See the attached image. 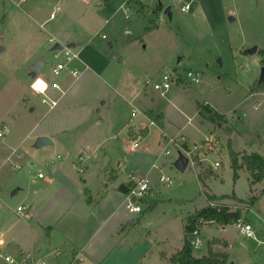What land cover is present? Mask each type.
I'll return each mask as SVG.
<instances>
[{
    "label": "rangeland",
    "instance_id": "rangeland-1",
    "mask_svg": "<svg viewBox=\"0 0 264 264\" xmlns=\"http://www.w3.org/2000/svg\"><path fill=\"white\" fill-rule=\"evenodd\" d=\"M162 2L171 7V18L163 11L156 15L159 0H15V4L0 0V132H5L0 138V228L4 224L13 232L24 228L15 212L30 205L40 189L35 176L79 156L91 173L105 163L121 180H130L133 173L151 182L140 200L144 226L133 229L129 237L133 255L145 246L132 240L148 231L157 240L154 250L159 258L165 260L181 248L184 224L174 218L184 219L208 203L196 157L207 169L221 164L212 169L215 175L206 181L207 192L219 197L235 194L244 200L251 195L246 171L238 182L233 180L229 146L264 153V89L251 95L264 68L260 53L264 0ZM189 3L191 11L183 12L182 6ZM57 44L80 51V62L72 67L83 71L88 66V71L77 80L64 75L60 83L66 94L50 109L32 89L31 73L40 60L43 66L37 76L54 80ZM254 46L259 51L247 54ZM189 71L201 74L199 84L190 81ZM177 73L180 80L168 92L154 89L165 74ZM199 104L226 115L228 123L212 124L200 114ZM150 111L162 115L160 120L151 119ZM135 126H148L151 135L131 141L128 130ZM182 136L188 138L189 147H196L189 155L168 144ZM40 137L53 139L54 145L37 148ZM133 144L135 152L129 149ZM83 148L87 150L80 151ZM181 155L191 157L185 171L176 166ZM73 168L80 177L89 174L88 169L81 173ZM162 176L172 183H161ZM258 187L263 189L264 181ZM260 196L249 204L252 220L263 212L260 233L253 228L255 239L240 235L236 225L224 233L231 244L229 264H264V195ZM228 203L243 207L236 200ZM165 216L173 221L167 222ZM220 229L216 223L204 227L202 239L221 236ZM206 244L193 251L196 257L207 253ZM46 262L56 264L53 257Z\"/></svg>",
    "mask_w": 264,
    "mask_h": 264
},
{
    "label": "crops",
    "instance_id": "crops-1",
    "mask_svg": "<svg viewBox=\"0 0 264 264\" xmlns=\"http://www.w3.org/2000/svg\"><path fill=\"white\" fill-rule=\"evenodd\" d=\"M10 1L15 4V0ZM25 1L27 0H21V2ZM126 6L128 4L125 5V9L127 10ZM143 7H145L144 3ZM189 11H191V8ZM141 12L142 9L139 13ZM53 16L54 14L52 13L51 18ZM70 46L75 47V44H71ZM83 71L86 73L88 66ZM63 93L66 94V91L63 92L62 87L60 100L64 96ZM251 95H256V93H252ZM147 115L157 121L162 117V115L155 114L152 111L147 112ZM142 127L145 128L144 126H135L132 128L135 133H138ZM129 130L128 138L130 139ZM150 135L151 129L149 128L148 135L139 139H147ZM130 140L134 141L132 139ZM212 140L214 141L215 139ZM131 146H129V149ZM83 150L86 151L87 149L83 148L80 151ZM235 152L247 154L256 153L247 149ZM259 154L264 155V153ZM57 159H59L58 156ZM59 160H61V157ZM51 164H56V160L53 159ZM85 166L89 174L87 175V172L84 177H80L73 168L75 167L79 172L76 166V160L74 162H63L57 167L51 168L48 172H44L43 170L39 171L43 172L45 177L39 179L35 176V184H39L40 189L34 192L33 201H31L30 205L23 206L25 207L24 212H15L17 216L22 218L21 220L25 224V227H20L19 230L13 232L12 226L8 227L4 224L0 228V252L15 257H18L22 252H32L36 259L44 261L47 258L53 257L56 260V264H144V262L146 264H170V258L176 252H173L169 258L166 256L165 260L159 258L156 250H154L157 240L150 234V231H148V235H142V237H137L136 240H132V242L140 241L145 246L141 253L136 255L132 254V245H128L130 243V233L133 229L136 230L144 226L143 219L145 217L142 216L143 211L132 214L127 208L130 202V192L125 193L120 187L125 186L126 189L130 190L131 181L129 179L121 180L117 171L113 168L109 169L105 163L101 165L99 171L96 173H91L90 165L85 164ZM214 168L218 169L215 165ZM245 171L249 174V182H251V175L245 168L240 170L239 176L241 177V174ZM94 174H96V178H94ZM259 184L252 186V190L250 186L251 195L248 199L254 197L259 200V195H261L260 197L264 195V188L259 189ZM208 188L209 186L207 185ZM207 189L204 191L207 192ZM20 190L18 189V192L13 193V195L18 194ZM207 193L211 194L210 192ZM232 196L236 195L234 194ZM236 197L245 202H240L243 207L239 206L242 209V214L244 213L243 217L253 228L258 227L257 234H259L262 224L258 226V221L262 220L263 212L260 211L255 214L254 216L256 217L252 220L249 217V204L253 203L248 201V199L244 200L238 196ZM229 200L231 199H226L224 202L228 203ZM208 205L209 201L206 206ZM197 211L190 212L184 219H179V217L174 218V220L182 221L184 224V233L187 218ZM165 219L167 222L173 221L169 216H165ZM27 220L34 221V224H29ZM218 226L221 227L219 231L221 236L213 234L212 237L207 238L206 245L208 247L209 243L214 239L219 240L220 242L218 244L212 245L213 250L216 252H227L229 254L227 249L230 248L231 244L224 236L228 226ZM202 232L201 237L203 236ZM223 242H227V246ZM184 243L185 238L181 248L178 250L183 248ZM207 253L200 257L207 255ZM167 260L170 263H167Z\"/></svg>",
    "mask_w": 264,
    "mask_h": 264
},
{
    "label": "built area",
    "instance_id": "built-area-1",
    "mask_svg": "<svg viewBox=\"0 0 264 264\" xmlns=\"http://www.w3.org/2000/svg\"><path fill=\"white\" fill-rule=\"evenodd\" d=\"M191 8V4H184L182 6V11L183 12H187L189 11ZM55 58L57 60H59L56 65L52 68L51 74L54 78V80L52 81H47L45 79H42L40 77H36L33 81L32 84V89L38 93L41 98H42V103L49 106L50 109L55 108L61 98V93H62V86L60 83V80L62 78H64V75L66 76H70L74 79H79L84 71H80L79 69L72 67V63L75 61L80 62V52L79 51H75L70 47H65V48H61L60 50H58L57 52H55ZM60 57H63V60H60ZM187 77L190 79V81L194 84H198L201 82V74L199 72H194V71H189L187 73ZM175 80H180V77L178 75V73L176 75H171V74H165L162 77V80L158 83H156L154 85V89L156 91H162L163 93L168 92L171 87L173 86V84L175 83ZM43 82V85H46V87H42L38 86L39 82ZM154 122H151V124H153ZM6 128V127H5ZM5 136V132L1 131L0 132V138H3ZM137 141V140H134ZM168 144H172L175 145L178 149L183 150V151H187L188 155L190 153H192V149L193 147L190 146V142L188 140V138L182 136L181 139H170ZM168 149L170 148V146H167ZM196 148V147H194ZM212 149V147H210V150ZM131 151H135L136 150V145L133 144L130 147ZM166 155L170 156L171 152L170 150H167ZM58 158L60 159V156H58ZM189 158V160L191 161V157H187ZM194 161V160H193ZM195 163V161H194ZM196 165V163H195ZM76 166L79 169V172L84 173L86 170V166H85V159L82 156H79V159L76 160ZM15 167L20 168V166L18 164L15 165ZM215 167H220V163L217 162L215 164ZM210 168L213 169V167L210 166ZM37 177L39 179H43L45 177V174L43 172H39L37 174ZM129 178L131 180V183L134 184V187L132 188V190L129 193V204L127 206L128 210L130 213L134 214V213H141L142 207L140 205V200L146 196L148 194V192L150 191L151 187H150V181L146 178H141L139 176L134 175L133 173L129 175ZM160 182L166 184L167 186H169L172 183V180L169 178H165L164 176H162L160 178ZM135 199V200H134ZM228 205L232 208V210H236L238 208H240L238 205H230L228 203L223 202H209V205L212 207H216L217 205ZM18 212H24L25 211V207L23 206H19L17 208ZM204 221H200V223H203ZM213 222H211L212 224ZM238 232L240 235L249 238V239H253L255 238V234H254V230H253V226L250 223H246L244 222V220H240L237 224H235ZM201 231L202 228L201 226L197 223L195 226V229L192 231V233L189 236V243L194 250L196 249H200L202 248L206 242L202 239L201 237ZM0 264H48L46 261L41 260V259H36L35 255L32 252H22L18 257H15L13 255H8L5 253L0 252Z\"/></svg>",
    "mask_w": 264,
    "mask_h": 264
},
{
    "label": "trees",
    "instance_id": "trees-1",
    "mask_svg": "<svg viewBox=\"0 0 264 264\" xmlns=\"http://www.w3.org/2000/svg\"><path fill=\"white\" fill-rule=\"evenodd\" d=\"M156 15L159 17V10L155 9ZM150 30V28H148ZM260 53L264 56V50H260ZM264 63V60H263ZM264 89V81L259 83H255L251 87V93H257ZM200 114L210 122L217 123H228V118L226 115L219 113L213 107L207 104H199L198 105ZM149 133V128H141L138 133H135L133 128L131 127L129 130V137L132 140H138L141 137L147 136ZM229 135H232V132L227 131ZM229 154L231 158V169L233 171V180L237 182L240 178L239 172L242 169H246L251 175V190L252 186L261 183L264 181V155L259 153H237L232 149L231 143L229 146ZM196 165L200 168V172L198 173V179L200 182L204 184V187L207 188L206 181L211 179L212 176L215 175L214 170L207 169L203 162L200 161L197 157L195 158ZM131 184V188L126 189L125 186H121L120 189L125 193H129L134 187L133 183ZM207 200L209 202H223L226 199H233L243 203V201L239 200L236 196H221L218 197L216 195H211L207 192H204ZM256 198L252 197L250 202L254 203ZM90 202V199H89ZM153 206L150 207L152 209ZM204 221L200 223V221ZM240 220H244L247 223V220L243 217L242 209L238 208L236 210H232V208L228 205H217L216 207H212L210 205L198 210L193 215L187 218V224L185 226V243L181 250L173 254L170 258V262L172 264H228L229 263V254L227 252H216L213 250L212 245L218 244L219 240H212L208 245V253L203 257H195L193 254V249L189 243V236L192 231L195 229L196 224L198 223L203 229L206 225L211 224V222L216 223L222 226L235 225ZM225 246H227V242H223Z\"/></svg>",
    "mask_w": 264,
    "mask_h": 264
},
{
    "label": "water",
    "instance_id": "water-1",
    "mask_svg": "<svg viewBox=\"0 0 264 264\" xmlns=\"http://www.w3.org/2000/svg\"><path fill=\"white\" fill-rule=\"evenodd\" d=\"M155 9H158L160 12L163 11V13L167 16H169L170 18L172 17V12H171V7H165L162 0H159L158 5L156 6ZM233 20V19H231ZM62 48L61 45H56L54 47V50H60ZM259 51V47L258 46H254L253 48L247 50V54L249 55H254ZM221 62V60H219ZM43 62L38 60L35 62V64L32 67V73H31V77L33 79H35L42 67ZM264 81V68L262 69V73H261V77H260V82ZM33 110V109H32ZM53 144V140L49 137H40L36 143V147L37 148H41L43 146H47V145H52ZM190 160L189 158L181 155L180 159L177 161L176 166L178 167L179 170L181 171H185L187 169V167L189 166ZM18 192L17 190L14 192L16 193Z\"/></svg>",
    "mask_w": 264,
    "mask_h": 264
},
{
    "label": "snow or ice",
    "instance_id": "snow-or-ice-1",
    "mask_svg": "<svg viewBox=\"0 0 264 264\" xmlns=\"http://www.w3.org/2000/svg\"><path fill=\"white\" fill-rule=\"evenodd\" d=\"M38 86H41V89H42V87H46V85H43V82H40V85H38Z\"/></svg>",
    "mask_w": 264,
    "mask_h": 264
},
{
    "label": "bare ground",
    "instance_id": "bare-ground-1",
    "mask_svg": "<svg viewBox=\"0 0 264 264\" xmlns=\"http://www.w3.org/2000/svg\"><path fill=\"white\" fill-rule=\"evenodd\" d=\"M41 82V81H40ZM40 82H39V85H40Z\"/></svg>",
    "mask_w": 264,
    "mask_h": 264
}]
</instances>
